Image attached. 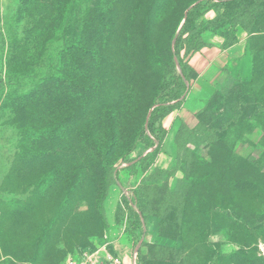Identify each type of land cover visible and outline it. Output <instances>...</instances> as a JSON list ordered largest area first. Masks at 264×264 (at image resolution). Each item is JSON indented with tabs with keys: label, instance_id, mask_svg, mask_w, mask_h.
Returning <instances> with one entry per match:
<instances>
[{
	"label": "rangeland",
	"instance_id": "rangeland-1",
	"mask_svg": "<svg viewBox=\"0 0 264 264\" xmlns=\"http://www.w3.org/2000/svg\"><path fill=\"white\" fill-rule=\"evenodd\" d=\"M196 1L0 0V264H140L146 244L179 249L149 264H264V14L217 85L216 138L177 163L170 128L156 152L139 143ZM148 183L154 201L182 192L180 213L143 215Z\"/></svg>",
	"mask_w": 264,
	"mask_h": 264
},
{
	"label": "trees",
	"instance_id": "trees-1",
	"mask_svg": "<svg viewBox=\"0 0 264 264\" xmlns=\"http://www.w3.org/2000/svg\"><path fill=\"white\" fill-rule=\"evenodd\" d=\"M210 9H214L216 16L211 21L205 22L201 18ZM185 10L186 15L185 17L182 16L179 22L180 24L184 21L183 25L173 43V51L175 57L178 59L180 74L175 69L170 52V60L163 68L162 80L155 91L156 102L153 104L154 108L149 113L147 119V131L142 129L138 136L139 143L146 150L155 147L154 152L161 147L164 141V134L166 135L162 127V120L179 108L188 91L187 84L197 77V74L189 66L188 60L184 61L181 59L180 51L183 49L184 54H189L190 57L205 47L213 46L203 37L204 32L222 38L221 50H226L238 42L236 37L237 29H241L247 36L246 40H249L250 37L258 32L255 29V25L258 17L264 14V0H220L217 3H213L211 0H203L189 3ZM177 28L171 39L175 37ZM224 71L225 68L223 69ZM169 78L171 79L169 80ZM222 86L218 87L211 95L207 104L195 113L196 125L194 127L189 128L183 121L179 122L173 137L176 163L187 144L192 140L199 139L202 140L201 142H204L216 138L214 134L211 135L205 118L211 112L212 106L220 99L221 94L219 91ZM240 102V99H238L236 105L238 106ZM164 190L165 194L162 199L154 201V198L151 196L153 188L150 184L138 189V193L140 191L143 192L144 201L139 205L143 215L165 218L168 209H175L176 213H180V204L184 201V194L179 191H172L167 186L164 187ZM176 204L179 206L177 207ZM145 247L147 248L145 254L140 253L139 250L137 253L140 264H149L155 249L175 253L177 258L179 256V249L153 244H146Z\"/></svg>",
	"mask_w": 264,
	"mask_h": 264
},
{
	"label": "crops",
	"instance_id": "crops-1",
	"mask_svg": "<svg viewBox=\"0 0 264 264\" xmlns=\"http://www.w3.org/2000/svg\"><path fill=\"white\" fill-rule=\"evenodd\" d=\"M238 42L226 50H221V37H215L211 47H205L188 58L189 66L197 74V77L188 83V91L179 108L162 120V127L171 130L172 142L180 121L189 128L196 124L195 113L201 110L217 89V85L223 76V69L233 60L239 58L243 52V44L246 34L237 29ZM188 106V108H186Z\"/></svg>",
	"mask_w": 264,
	"mask_h": 264
},
{
	"label": "built area",
	"instance_id": "built-area-1",
	"mask_svg": "<svg viewBox=\"0 0 264 264\" xmlns=\"http://www.w3.org/2000/svg\"><path fill=\"white\" fill-rule=\"evenodd\" d=\"M64 264H121L117 257L106 254L104 257L98 256V253L84 255L81 259L69 256Z\"/></svg>",
	"mask_w": 264,
	"mask_h": 264
}]
</instances>
